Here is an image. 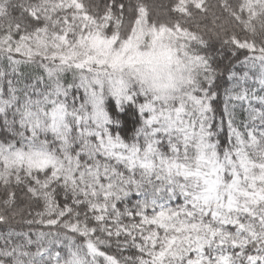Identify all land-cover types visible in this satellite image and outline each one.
<instances>
[{
  "label": "snow or ice",
  "instance_id": "snow-or-ice-1",
  "mask_svg": "<svg viewBox=\"0 0 264 264\" xmlns=\"http://www.w3.org/2000/svg\"><path fill=\"white\" fill-rule=\"evenodd\" d=\"M0 264H264V0H0Z\"/></svg>",
  "mask_w": 264,
  "mask_h": 264
},
{
  "label": "clouds",
  "instance_id": "clouds-1",
  "mask_svg": "<svg viewBox=\"0 0 264 264\" xmlns=\"http://www.w3.org/2000/svg\"><path fill=\"white\" fill-rule=\"evenodd\" d=\"M167 47H174L175 44L171 40L164 41ZM139 50L144 53H150L143 59L146 63L138 65L140 77L143 78V87L149 89H162L169 84V74L174 71V67L168 66L167 60L163 55V49L157 47L153 49L150 40L146 38L139 45ZM125 79L129 78V73L125 72ZM134 83L137 81H133Z\"/></svg>",
  "mask_w": 264,
  "mask_h": 264
},
{
  "label": "trees",
  "instance_id": "trees-1",
  "mask_svg": "<svg viewBox=\"0 0 264 264\" xmlns=\"http://www.w3.org/2000/svg\"><path fill=\"white\" fill-rule=\"evenodd\" d=\"M154 2L162 4L164 3V0H154ZM225 52L226 50L221 48V44L218 41H209L208 48L205 50V54L212 55L215 60H220ZM106 108L112 114V116L121 121V124L116 128V131H118L124 137L130 136L133 133L135 124L137 123L136 120L130 116V113L133 112V109L125 106L126 110L117 112L111 97L106 100Z\"/></svg>",
  "mask_w": 264,
  "mask_h": 264
}]
</instances>
